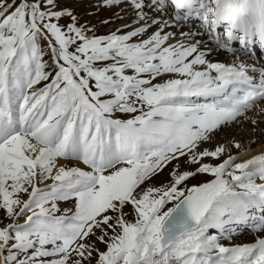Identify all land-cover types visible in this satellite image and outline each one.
Segmentation results:
<instances>
[{"label":"snow or ice","instance_id":"obj_1","mask_svg":"<svg viewBox=\"0 0 264 264\" xmlns=\"http://www.w3.org/2000/svg\"><path fill=\"white\" fill-rule=\"evenodd\" d=\"M63 3L0 0V264H264L220 242L264 233V154L206 146L264 102V68L212 59L264 48V0H100L135 18L103 36Z\"/></svg>","mask_w":264,"mask_h":264},{"label":"rangeland","instance_id":"obj_2","mask_svg":"<svg viewBox=\"0 0 264 264\" xmlns=\"http://www.w3.org/2000/svg\"><path fill=\"white\" fill-rule=\"evenodd\" d=\"M99 3H100V0H64L63 6L70 9L71 11H73L74 14L76 16H78L80 22L82 24H87L88 27L90 29H92L97 35H102V36L108 35L110 33L117 32V30H120L122 32H127V31L131 30L133 25L130 26V24L135 22V20H134L135 18L130 19L131 15L130 14L128 15L127 12H124V10H122L123 6H121L120 8H113L115 11H112V9L107 11L104 8L98 7ZM102 11H104V12H102ZM112 13L115 14L116 18H109V19L105 20L104 22L101 21V16L102 17L104 15L107 16L108 14H112ZM126 15L128 16V18L126 17ZM120 18H121V20H120ZM115 19H117V21ZM124 19L129 21L130 24L129 23L122 24V27L120 26L121 28L118 27L119 29L118 28H115L113 30L111 29L112 26L118 25L119 23L123 22ZM182 28H184V27H182ZM185 29H187V28H185ZM41 47L46 48V43L42 42ZM219 54H221V53H219ZM253 113H256V115H255L256 117L253 116V114L251 113L247 118L242 119L239 122H237L236 124L231 125L230 129H227V127H225L222 130L218 131L216 133V135L213 137L214 139L212 140V142L206 146L209 148H214L216 146H224V147H226L227 151L230 150L229 153H235L241 149H245L246 148L245 144L247 142L252 143L251 145L254 146V143L257 142L259 136L264 133V108L261 111L258 110L257 112L255 111ZM258 117L263 118V119L262 118L259 119L260 120V121H258L259 124L256 123L255 121H251V120H256L254 118H258ZM257 124L259 125V129H257ZM246 131H247V134H246ZM235 144H239L241 148H239V149L235 148L234 147ZM242 146H243V148H242ZM77 164L78 163L74 164V162H72V166H75V165L78 166L79 164L78 165ZM189 167L190 166H188L186 164L182 165L181 170L189 169ZM171 168H172V166L169 165V167L166 168L165 171L159 177L154 178L151 181V183L154 184L155 186H158V182L159 183L162 182V184H166L168 181V174L167 173H169L168 170ZM208 179H209V177L200 175V176L192 178L189 181V183L190 184H200V183L206 182ZM63 203L58 204V207H60L61 211L59 213H57V215L63 214L65 209H74V202H63ZM69 214H71V213H69ZM0 216H3V213H0ZM5 222H7V221H5ZM97 235H99V232L97 233ZM245 240H247V239H245ZM246 243H251V241H248ZM246 243H245V241H242L241 244H246ZM97 247H99L101 250H103L104 246L97 243Z\"/></svg>","mask_w":264,"mask_h":264},{"label":"bare ground","instance_id":"obj_3","mask_svg":"<svg viewBox=\"0 0 264 264\" xmlns=\"http://www.w3.org/2000/svg\"><path fill=\"white\" fill-rule=\"evenodd\" d=\"M122 10H124L123 8H122ZM108 11V10H107ZM112 11H115L114 9H112ZM119 11V10H118ZM102 12H104V11H102ZM124 12H127L128 13V15L130 14L131 15V17H130V19L131 18H134V15L130 12V11H126V10H124ZM124 15V14H123ZM115 16V14L114 13H112V14H108L107 16H101V21L102 22H104L105 20H107V19H109V18H116V16ZM118 17V16H117ZM126 17L128 18V16L126 15ZM103 18V19H102ZM119 18V17H118ZM117 18V19H118ZM117 19H115L116 21H117ZM126 19V18H125ZM124 19V21L123 22H121V23H119L118 25H115V26H112V30L113 29H115V28H118V27H122V24H126V23H129L130 24V22L129 21H127V20H125ZM129 19V20H130ZM120 20H121V18H120ZM135 20V19H134ZM115 21V22H116ZM132 21V20H131ZM114 22V23H115ZM135 23V22H134ZM128 26V25H127ZM184 26H186L185 24H183L180 28H177V29H172L171 30V28L170 29H168L169 31H175V33H176V39L177 40H180V39H183V37H181V35H180V33L181 32H184V33H188V32H193V31H191L190 29H185V27ZM120 27V28H121ZM182 27H184V28H182ZM182 28V29H181ZM119 29V28H118ZM196 39H200L199 37H195ZM225 58V59H224ZM232 58V60H240V57H231ZM212 59H214V60H218V61H220V62H224V63H228L229 64V61H228V59H226V57H224V55H222V54H217V55H215V56H213L212 57ZM253 112H255V111H253ZM257 112V111H256ZM253 114V116H255L256 115V113H252ZM256 117V116H255ZM245 118H247V116L246 117H244L243 119H245ZM260 118H262V117H258V118H254V119H256V120H251V121H255L256 123H258L259 124V122L258 121H260L259 119ZM263 119V118H262ZM240 120H242V119H240ZM239 120V121H240ZM254 122V123H255ZM257 124V129H259V125ZM231 128V126L230 127H228L227 129H230ZM244 130V129H243ZM246 134H247V131H246ZM245 134V135H246ZM221 135V134H220ZM214 139V138H213ZM230 140V139H229ZM228 140V141H229ZM248 140V139H247ZM226 141V140H225ZM227 142V141H226ZM225 142V143H226ZM238 142V141H237ZM244 143V142H243ZM252 143H250V142H247L245 145V150L242 152V154H241V159H240V162H243V161H245V160H247V159H250V158H252V157H254L255 155H258V154H264V133L262 134V135H260L259 136V138H258V140H257V142H255L254 143V146H252L251 145ZM241 148V147H240ZM242 148H243V146H242ZM238 152H240V150L238 151ZM75 164V163H74ZM78 165V164H77ZM76 166V165H75ZM79 166V165H78ZM80 167V166H79ZM169 171H171V169H169L168 170V172ZM168 174V173H167ZM162 179V178H161ZM162 184V182L161 183H159L158 182V186H160ZM238 239H240V237H238L237 238V240Z\"/></svg>","mask_w":264,"mask_h":264}]
</instances>
